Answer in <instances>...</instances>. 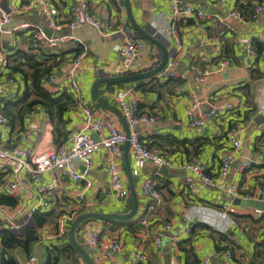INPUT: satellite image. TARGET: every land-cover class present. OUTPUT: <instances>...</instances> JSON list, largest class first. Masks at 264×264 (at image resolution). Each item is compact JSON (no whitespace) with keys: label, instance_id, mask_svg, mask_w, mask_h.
Wrapping results in <instances>:
<instances>
[{"label":"crops","instance_id":"crops-1","mask_svg":"<svg viewBox=\"0 0 264 264\" xmlns=\"http://www.w3.org/2000/svg\"><path fill=\"white\" fill-rule=\"evenodd\" d=\"M82 1L0 0L1 109L5 100H15L25 91L24 76L20 72L13 73L7 64L8 54L18 48L32 51L41 60L51 63L64 58L60 65L55 66L58 82L44 83L52 92L70 88V81L64 72L78 49L82 48L85 52L76 73L80 96L70 90L77 103L67 113L69 133L84 126V105L96 107L99 116L108 113L96 106L91 98V88L98 77L147 72L162 62L163 49L134 28L126 0H87L91 11L100 18L104 31L100 32L90 25L71 30L68 25L70 6ZM182 1L207 10L210 16L205 19L181 16L174 20L171 0H130L135 22L167 48L169 60L177 62L173 67L176 76H166L165 68L152 78L127 83H101L99 87L100 94H105L109 103L121 114L115 94L121 88L130 89L131 99L138 101L139 114L155 118L138 125L142 140L148 147L159 148L168 164L163 165L164 170H161L162 166L157 168L152 162L137 160L129 149L128 160L138 198L136 214L120 225L105 223L101 219L91 220L81 230L86 233L96 226L103 246L113 238H122L123 250L108 258L104 264H197L205 258L210 259L208 264H264V215L257 216L255 207L235 204L234 199L238 195L227 192V187L234 183L239 185V195L255 194L264 188V111L261 109L264 100V9L256 17L253 16L256 4L264 0H228L227 7L221 6L218 0ZM232 10L240 11L242 17L231 16ZM25 20L43 30L46 28L48 38L72 37L55 45L46 41L35 43L29 40V31L15 29ZM172 21H177L182 48L168 34ZM134 40H142L145 48L138 56L133 71L127 73L121 69L120 48ZM197 76L204 79L199 81ZM223 95L234 100V110L220 113L204 127L195 128L187 122L185 113L192 98L198 97L202 101V109L208 110ZM117 122L125 129L119 120ZM33 125H40L41 130L32 129L29 136L21 141L23 147L58 146L53 140V124L41 107H34L25 113L22 121L17 119L12 122L8 117V122L0 127L1 143L5 146L16 144L27 127ZM235 125L245 128L241 133L242 147L235 155L228 176L224 178L219 174L220 160L223 152L231 149L228 132ZM102 135L106 132L93 134V137L100 138ZM247 160L253 162L252 167L242 173L239 166ZM188 161L206 165L207 173L216 180V184H205L194 172L186 170L183 165ZM118 165L130 189L125 144L121 147ZM77 166L80 170L84 168L80 163ZM88 176L94 186L86 190L82 182L59 176L58 187L52 192L53 207L47 212L54 211L59 216L70 209H79L84 201L80 198L81 193L90 203L85 212L124 213L132 208L131 192L125 204L115 198L105 149L95 154ZM150 176L155 177L164 197V204L157 211L150 209L151 203L142 189L144 180ZM188 176L194 177L197 193L190 191L186 183ZM28 180L25 179V184L13 197L16 199L14 205L26 201L32 191H36L37 185ZM51 180L52 174L45 173L41 182L47 184ZM130 200L132 206L128 207ZM231 204L236 207L231 214L236 223L228 224L215 211ZM203 212L211 220L215 218L223 230L201 220L199 215ZM58 216L37 228L38 239L31 243L28 250L22 247L10 250L9 254L15 257L18 264L25 262L30 255L38 257L37 264H46L47 248L63 243V238L57 234ZM192 220L198 221L188 234L186 228ZM167 221H172V228L162 230ZM32 224L36 225L35 217ZM155 230L162 232L160 245L153 242L151 234ZM83 235L81 233V242L87 250ZM138 244H142L149 254L148 261L133 259L132 251ZM227 250L232 252L231 257L226 255ZM1 260L0 253V264ZM58 264L72 263L62 258Z\"/></svg>","mask_w":264,"mask_h":264},{"label":"built area","instance_id":"built-area-1","mask_svg":"<svg viewBox=\"0 0 264 264\" xmlns=\"http://www.w3.org/2000/svg\"><path fill=\"white\" fill-rule=\"evenodd\" d=\"M218 2L223 7L228 6V0H218ZM263 9L264 2H258L253 9V16L256 17ZM171 15L174 20L181 16L198 17L199 19H205L210 16L207 10L201 7H194L182 0H171ZM231 16L235 18L242 17L238 10H232ZM176 23L177 21H172L167 31L175 39L178 46L182 48V40ZM68 25L71 30L78 29L84 25H90L100 32L104 31L100 18L95 12L91 11L87 0L71 4ZM15 29L29 31V40H34L35 43L46 41L49 45L58 44L72 37L60 36L48 38L41 27L33 25L28 20L22 21ZM144 48L145 43L142 40L128 41L121 46L122 71L127 73L133 71L134 64ZM250 48H252L251 43ZM84 55L85 52H82L71 59L70 65L64 72L65 77L70 81V89L77 96H80V88L76 73ZM225 63H229V61L225 60ZM176 64L175 60L168 61L165 71L166 76H176V72L173 70ZM203 79V77L197 76V80L201 81ZM49 81L50 83H57L58 79L55 74H51ZM115 100L130 128L129 136L125 129L118 124L114 116L108 113L99 116L96 107L84 105V126L79 130L71 131L61 145L35 149L23 147L21 141L29 136L32 129L41 130L40 125L28 126L24 134L19 137L20 141L18 140L13 145H3L0 137V229L7 228L13 233L23 234L28 228L32 227L33 218L38 213L45 212L53 207L52 192L58 187L59 176L69 177L75 181L82 182L84 190L92 188L94 183L88 176V170L94 164L95 154L102 149H105L108 153V167L115 198L120 202L122 201V204H125L130 195L127 179L121 173L118 165L121 147L126 141H129L130 150L137 160L152 162L157 168L168 164L167 158L161 153L160 149L148 147L137 130L138 125L142 121H153L155 118L139 114L138 101L131 99L130 89H119L115 94ZM201 105L202 101L198 97H194L186 110L185 117L192 127H204L210 119L215 118L220 113L232 111L236 107L234 100L229 99L226 95L221 96V98L218 97L208 110H203ZM261 109L264 111V100L261 102ZM7 122L8 117L1 110L0 104V127L4 126ZM244 130V126L235 125L228 132L231 149L223 152L219 169L220 176L224 178L228 176L235 155L242 147L241 133ZM102 132H106V135H102L100 138L93 137V134H101ZM78 163L84 166L82 170L78 168ZM252 164L251 160H247L239 166V170L244 173L252 167ZM183 167L186 170L194 172L203 183L209 185L216 184V180L207 173L206 165L200 162L188 161ZM45 173H51L52 180L47 184H42L41 180ZM25 179L37 185V189L35 192L32 191L31 197H28L26 201L17 205L2 201L3 196L16 197L18 189L25 184ZM186 183L192 193H197L194 177L188 176ZM157 186L158 182L154 176L147 177L142 186L144 194L149 198L151 203L150 209L153 211L161 209L164 204V197ZM227 192L247 200H257L259 195L262 194V200L264 201V188L259 189L255 194L239 195V185L234 183L227 187ZM80 198L84 199V201H82V206L79 209H70L60 213L58 216V237L67 240L72 222L82 211L85 212L87 207H89L90 203L86 200L83 193L80 194ZM31 199H33L32 202ZM235 211L236 207L231 204L224 205L220 210H216L215 212H218L219 218L223 222L231 224L236 223V220L231 217V214ZM254 213L257 216H261L264 215V210L255 208ZM199 217L203 221H209L215 228L223 230L216 223L215 218L211 220L208 214L203 212ZM197 221L192 220L188 224L186 228L188 234L191 233ZM170 228H172V221H167L162 226V230ZM81 233L85 234L83 235L85 237L84 243L94 264H104L108 258H111L115 253L120 252L124 248L123 240L120 237L113 238L108 245L103 246L99 230H88L86 233L80 230ZM151 236L154 243L161 244V230H155ZM2 248L3 244L0 239V253ZM226 255L231 257L232 252L227 250ZM132 256L135 261H148L149 259V254L144 250L142 244H138L133 248ZM209 260V258H205L197 264H208ZM37 262L38 257L30 255L22 264H37ZM158 264L163 263L159 262Z\"/></svg>","mask_w":264,"mask_h":264},{"label":"trees","instance_id":"trees-1","mask_svg":"<svg viewBox=\"0 0 264 264\" xmlns=\"http://www.w3.org/2000/svg\"><path fill=\"white\" fill-rule=\"evenodd\" d=\"M81 52L82 48L78 49L75 57ZM8 60L7 64L12 72H20L24 76L25 91L18 95L15 100H5L1 110L14 122L17 119L22 121L25 113L30 112L34 107H41L53 124L54 143L61 145L69 134L67 113L76 106L77 101L70 88L68 89V87L64 86L65 88H61L58 92H52L45 87L44 83L50 82L49 77L51 74H55V66L60 65L64 58L51 63L41 60L32 51L18 48L13 53L8 54ZM2 201L14 205L16 199L3 196ZM131 206L132 202L130 200L128 207ZM57 216L58 214L54 211L38 213L35 216L36 225L28 228L24 234L13 233L7 228L0 229V239L3 244L1 264H18L15 257L9 254L10 250L19 247L28 250L31 243L38 239L37 228L49 220L53 221ZM88 221L82 222L79 227L77 235L80 241H82L80 230ZM103 221L113 225H120L127 220ZM62 258L69 260L72 264H87L80 252L69 242L68 238L61 245L53 244L47 248L46 264H58Z\"/></svg>","mask_w":264,"mask_h":264},{"label":"water","instance_id":"water-1","mask_svg":"<svg viewBox=\"0 0 264 264\" xmlns=\"http://www.w3.org/2000/svg\"><path fill=\"white\" fill-rule=\"evenodd\" d=\"M126 5L128 8V13L131 19V22L138 30V32L146 39L153 40L156 44H158L163 49V60L162 62L154 69L147 71V72H138V73H131V74H124L119 76H109V77H98L91 88V98L98 106L99 108L104 109L107 111L110 115L114 116L117 120H119L125 127V131L127 135H130V128L123 117V115L120 113L118 109H116L114 106H112L109 103L108 97L105 94H100L99 87L101 83H127V82H135L138 80H143L147 78H152L156 76L158 73H160L162 70H164L167 66V63L169 61V54L167 51V48L162 45L159 41L154 39L146 30H144L142 27L139 26L135 22V19L131 12V4L130 0H126ZM46 33V28L44 29ZM130 149L129 141L125 142V160L127 165V171L130 179V192L133 197V206L132 208L124 213H116V212H97V211H90V212H84L80 215H78L75 220L72 222L69 232H68V240L69 242L80 252L82 257L85 259L87 264H94L89 252L86 250L82 242L78 238V230L82 222L88 221L91 219H101V220H125L130 217H133L136 214L137 207H138V198L136 194V186L134 181V174L132 171V167L130 165V162L128 160V151ZM161 170H164V166L161 167ZM234 203L237 205H244V206H252L258 209L264 210V201L262 200V194L259 195L257 200H247L242 199L240 197H236L234 199ZM91 230H96V226H93Z\"/></svg>","mask_w":264,"mask_h":264},{"label":"rangeland","instance_id":"rangeland-1","mask_svg":"<svg viewBox=\"0 0 264 264\" xmlns=\"http://www.w3.org/2000/svg\"><path fill=\"white\" fill-rule=\"evenodd\" d=\"M62 242L64 243V242H65V239H63V241H62ZM63 243H62V244H63Z\"/></svg>","mask_w":264,"mask_h":264}]
</instances>
